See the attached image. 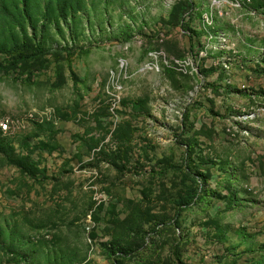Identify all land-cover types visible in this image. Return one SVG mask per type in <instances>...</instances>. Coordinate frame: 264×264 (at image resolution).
<instances>
[{"label":"rangeland","instance_id":"1","mask_svg":"<svg viewBox=\"0 0 264 264\" xmlns=\"http://www.w3.org/2000/svg\"><path fill=\"white\" fill-rule=\"evenodd\" d=\"M0 50L49 60L0 70V264H264V0H0Z\"/></svg>","mask_w":264,"mask_h":264},{"label":"trees","instance_id":"2","mask_svg":"<svg viewBox=\"0 0 264 264\" xmlns=\"http://www.w3.org/2000/svg\"><path fill=\"white\" fill-rule=\"evenodd\" d=\"M192 41V39H191ZM192 46V44H191ZM193 53V46L191 47ZM0 55H4L3 61L0 64V70L5 74L14 76L18 80H29L39 73L45 71L48 67L49 60L46 57L47 53L42 50H36L30 55H12L11 53L0 50ZM201 181L200 177L197 176ZM188 244L177 245V251H186ZM179 264H185V262L178 256Z\"/></svg>","mask_w":264,"mask_h":264},{"label":"built area","instance_id":"3","mask_svg":"<svg viewBox=\"0 0 264 264\" xmlns=\"http://www.w3.org/2000/svg\"><path fill=\"white\" fill-rule=\"evenodd\" d=\"M0 128L3 131H7V129H8L7 121L0 120Z\"/></svg>","mask_w":264,"mask_h":264}]
</instances>
